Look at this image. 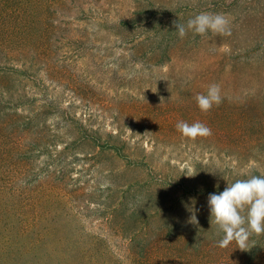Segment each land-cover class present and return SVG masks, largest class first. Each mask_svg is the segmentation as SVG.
<instances>
[{
  "label": "rangeland",
  "instance_id": "rangeland-1",
  "mask_svg": "<svg viewBox=\"0 0 264 264\" xmlns=\"http://www.w3.org/2000/svg\"><path fill=\"white\" fill-rule=\"evenodd\" d=\"M31 2L1 64L13 95L0 104V211L18 199L20 221L10 229L13 216L3 217L0 242H31L19 240L22 216L39 237L29 264H170L185 242H218L209 193L264 173V0ZM202 12L227 17L231 34L180 38L173 21ZM214 83L222 102L201 112L195 97ZM179 121L212 134L184 138ZM188 184L199 188L193 200L162 216ZM249 245L261 254L264 235ZM0 252V264L18 263ZM238 254L236 245L190 257L239 264Z\"/></svg>",
  "mask_w": 264,
  "mask_h": 264
},
{
  "label": "clouds",
  "instance_id": "clouds-1",
  "mask_svg": "<svg viewBox=\"0 0 264 264\" xmlns=\"http://www.w3.org/2000/svg\"><path fill=\"white\" fill-rule=\"evenodd\" d=\"M173 24L180 38H184L189 31L200 36L209 32L222 36L231 34L229 19L219 13L202 12L188 19L186 24L176 21ZM152 91L155 92L156 89ZM195 99L201 112L207 113L214 105L218 106L222 102L220 85H210L206 94H197ZM176 128L184 138L191 140L212 134L211 129L199 121L192 124L179 121ZM195 174L196 172L187 176ZM207 204L210 224H215L217 233L222 234L217 242L219 247L226 248L235 241L237 248L247 251L254 245H249L252 236L264 235V173L227 183L223 191L209 193ZM189 220L191 223H198L195 213Z\"/></svg>",
  "mask_w": 264,
  "mask_h": 264
},
{
  "label": "trees",
  "instance_id": "trees-1",
  "mask_svg": "<svg viewBox=\"0 0 264 264\" xmlns=\"http://www.w3.org/2000/svg\"><path fill=\"white\" fill-rule=\"evenodd\" d=\"M33 0H0V76L5 75L7 76L9 74V72L6 69L1 68V64L4 63L2 61H8L10 60V57L8 55V51L6 49L8 48H13L14 45L16 44L17 40L15 41V35L17 32V25L16 22L17 20H21L20 18L22 17L23 13L28 12V8L31 7L30 2ZM32 3V2H31ZM20 7H22V10L20 11ZM20 11V12H19ZM7 51V52H6ZM7 54V55H6ZM7 84L4 83V81L0 82V104L3 102V100L12 92L11 88L6 86ZM13 95V94H11ZM2 126H8L11 123V117L8 120H5L4 122H1ZM29 135V134H28ZM28 135L23 136V140L26 142L28 141ZM45 135L40 136L39 138H35L32 141L33 142H39V141H45ZM118 148V146H116V149ZM20 155H26L29 152V146H27L25 143L22 144V146H20L17 150H16ZM259 175V173L257 174ZM180 187L182 188V191L180 192V194H177L176 196H174L172 198V200L166 202L163 206H162V216L164 214H168V212H170V209L172 208V206H175L176 204L179 203H189L193 200V198L195 197L194 195L199 191V188H197L196 185L193 184H188V185H181ZM18 199H8L5 201L4 203V209L3 211H0V223L1 225H4L3 217H10L13 216L14 219L8 218L5 219L6 220V224H7V228L11 229V225H14V223H17V220H19V213H18V208L17 206L20 204L18 202ZM22 202V200H21ZM23 214V212H22ZM26 216H22L23 221L21 223L20 229H19V240H24V238L28 237V240L31 242H14L15 244H12L11 242L8 244H3L2 242H0V250H3V252L6 253L7 256H12V257H18L17 258V264H29L28 260L25 258V255L27 256L30 253H33L34 250L37 249V245H38V239L39 237L36 239L34 237V233L32 231V227H33V220L35 219L34 217L30 218L28 216V219H24ZM20 221V220H19ZM35 221V220H34ZM5 224V225H6ZM189 224L192 226L193 223L190 222L189 220ZM137 232L134 233V235H136ZM134 242H130V246H129V250H130V254L131 256H136L137 251L136 248L133 247ZM156 245H158L159 247V243L160 242H155ZM158 243V244H157ZM167 242H162V245L166 244ZM187 245V251L184 255H181L183 257L181 258H175L173 260V258H171V256H168L170 261L172 260V263L170 262V264H180V259L184 260V262L186 264H197L196 262H193V260H191L190 256H202V251L207 250L209 251H216V250H220L223 249L221 247L218 246L217 242H199V244L197 242H195L196 244H192L193 242H185ZM184 243V244H185ZM156 245L152 244L150 248V251H152L154 249V247H156ZM154 246V247H153ZM190 246L191 247V253L190 251ZM235 243L232 242L227 248H233L235 250ZM165 247V246H164ZM149 248H144L145 252L144 255L146 254L147 256L150 255V251ZM163 247H162V251H163ZM167 249V246L166 248ZM194 249H196V254H194ZM168 250H170L168 252ZM167 253L171 254L172 251V247L168 248ZM255 249L252 246L249 250L247 251H241L239 249V254L238 257H240V263L239 264H264V249L261 250V254L256 253L255 254ZM165 252V251H164ZM1 255V252H0ZM255 255V256H254ZM254 256V257H253ZM24 257L21 262H20V258ZM163 257V254L161 256H159V258L157 259V261H160ZM255 258H258L257 262H253V260ZM162 262V261H161ZM213 262L209 261V264H212ZM1 264H14L12 262H10L7 258L5 260H3L1 262ZM146 264H153V259L152 258H148V262ZM155 264V263H154ZM221 264V263H220Z\"/></svg>",
  "mask_w": 264,
  "mask_h": 264
}]
</instances>
